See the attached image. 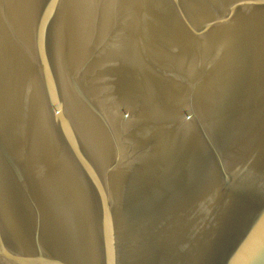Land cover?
<instances>
[{
    "label": "water",
    "instance_id": "1",
    "mask_svg": "<svg viewBox=\"0 0 264 264\" xmlns=\"http://www.w3.org/2000/svg\"><path fill=\"white\" fill-rule=\"evenodd\" d=\"M0 264H264V0H0Z\"/></svg>",
    "mask_w": 264,
    "mask_h": 264
}]
</instances>
